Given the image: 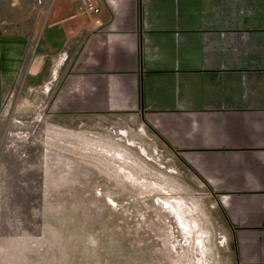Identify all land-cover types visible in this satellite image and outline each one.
<instances>
[{
    "label": "rangeland",
    "instance_id": "obj_1",
    "mask_svg": "<svg viewBox=\"0 0 264 264\" xmlns=\"http://www.w3.org/2000/svg\"><path fill=\"white\" fill-rule=\"evenodd\" d=\"M47 17L0 0L38 53ZM50 42L0 111V264H237L216 193L140 111L79 104L71 43Z\"/></svg>",
    "mask_w": 264,
    "mask_h": 264
},
{
    "label": "crops",
    "instance_id": "obj_2",
    "mask_svg": "<svg viewBox=\"0 0 264 264\" xmlns=\"http://www.w3.org/2000/svg\"><path fill=\"white\" fill-rule=\"evenodd\" d=\"M100 4L89 16L80 0H46L39 53L0 29V111L50 41L71 43L78 103L140 111L216 193L237 264H264V0Z\"/></svg>",
    "mask_w": 264,
    "mask_h": 264
},
{
    "label": "built area",
    "instance_id": "obj_3",
    "mask_svg": "<svg viewBox=\"0 0 264 264\" xmlns=\"http://www.w3.org/2000/svg\"><path fill=\"white\" fill-rule=\"evenodd\" d=\"M37 7L45 8L46 0H34ZM83 12L89 16L97 15L101 12L100 0H80Z\"/></svg>",
    "mask_w": 264,
    "mask_h": 264
},
{
    "label": "bare ground",
    "instance_id": "obj_4",
    "mask_svg": "<svg viewBox=\"0 0 264 264\" xmlns=\"http://www.w3.org/2000/svg\"><path fill=\"white\" fill-rule=\"evenodd\" d=\"M181 224H182V225H185V223H184L183 221L181 222Z\"/></svg>",
    "mask_w": 264,
    "mask_h": 264
}]
</instances>
